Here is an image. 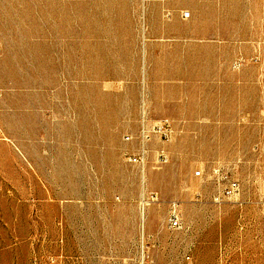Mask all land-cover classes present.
Wrapping results in <instances>:
<instances>
[{"label":"rangeland","instance_id":"obj_1","mask_svg":"<svg viewBox=\"0 0 264 264\" xmlns=\"http://www.w3.org/2000/svg\"><path fill=\"white\" fill-rule=\"evenodd\" d=\"M0 264H264V0H0Z\"/></svg>","mask_w":264,"mask_h":264},{"label":"built area","instance_id":"obj_2","mask_svg":"<svg viewBox=\"0 0 264 264\" xmlns=\"http://www.w3.org/2000/svg\"><path fill=\"white\" fill-rule=\"evenodd\" d=\"M174 131L172 125L169 121H163L155 124H149L148 122L144 121L142 127L140 129L139 135L137 140L139 142L140 148L134 156L129 158V161L141 168H145L149 159H150V150L149 144L153 141L154 138L160 139L163 143H168L171 141L173 137ZM133 137L127 136L125 138L126 142L132 141ZM154 157L159 163L166 164L168 163L169 159L165 152V150H158L154 153ZM217 175L220 174V170L216 171ZM222 184L224 183L225 186H222L220 189V194L223 197H233L236 196L240 190V185L238 182L231 180L228 175L222 176L220 178ZM156 200V198H152ZM219 200V199H217ZM168 227L170 229H181L182 222L180 219L179 214L176 211H173L167 221Z\"/></svg>","mask_w":264,"mask_h":264}]
</instances>
